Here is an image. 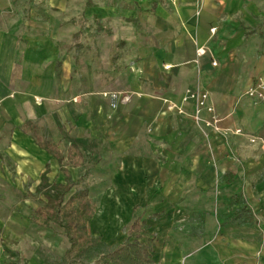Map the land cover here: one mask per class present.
I'll list each match as a JSON object with an SVG mask.
<instances>
[{
	"label": "crops",
	"instance_id": "1",
	"mask_svg": "<svg viewBox=\"0 0 264 264\" xmlns=\"http://www.w3.org/2000/svg\"><path fill=\"white\" fill-rule=\"evenodd\" d=\"M70 2L0 0V173L8 156L39 185L47 167L50 182L65 183V170L88 174L111 197L100 207L108 230L96 235L111 243L141 218L158 264H264V101L246 94L264 93V0H86L80 23ZM71 23L81 38L61 50ZM196 88L214 107L202 117L216 125L198 123L194 101H183ZM34 132L64 153L77 145L83 164L60 163ZM3 228L0 220L7 264Z\"/></svg>",
	"mask_w": 264,
	"mask_h": 264
},
{
	"label": "rangeland",
	"instance_id": "2",
	"mask_svg": "<svg viewBox=\"0 0 264 264\" xmlns=\"http://www.w3.org/2000/svg\"><path fill=\"white\" fill-rule=\"evenodd\" d=\"M86 0H71L68 7L74 15L77 16L78 23L82 22L79 15H82L84 10ZM29 7V4L25 1L22 4L17 5V15L15 20L20 24V30H25L26 27L23 25L27 20V12L26 9ZM59 12L61 10L55 9ZM56 14L58 15V13ZM73 15V14H72ZM61 16V15H60ZM62 20L63 16H61ZM64 22V21H62ZM85 23V21H84ZM92 20H86V27H90L93 29ZM79 29L78 24H69L66 28H61L59 39H60V48L67 47V44L70 45L77 39L73 38V33L77 32ZM90 30V29H89ZM121 30V29H120ZM124 31V30H123ZM82 39L84 45H87L88 48L91 47V52L87 53L88 60H94L96 57L95 52V41L96 37L92 32H87ZM121 35H119L120 37ZM99 38V37H98ZM99 43H102V39L98 40ZM97 43V42H96ZM107 44L110 41H106ZM110 46V44L108 45ZM63 53V52H62ZM108 54V53H107ZM101 59L102 54H97ZM101 55V56H100ZM104 56V55H103ZM107 58V56H106ZM104 59V58H103ZM109 60V59H108ZM107 62L106 59H104ZM90 70H94L93 68H87L85 71L89 74ZM2 143V144H1ZM5 150H7V138L0 142V152L6 155ZM4 158V157H3ZM10 158L5 157V162L2 164V172L0 173V220L3 221L4 228L2 232L3 240L6 242L7 246L11 250L15 256L10 257L7 260L15 261L16 259L20 260L23 264H46L44 263V257H51L56 260H60L65 252L70 248L71 243L67 236L64 233L62 227L52 224L47 228L40 227L36 225L32 220L33 210L36 209L41 203L40 199H43L42 196L37 197L31 195H27L22 201H19V197L17 196L16 189H22L24 191V195L27 191H31L35 193L37 186L39 185V178L34 177H22L20 178L19 174L15 172V163L13 160H9ZM89 165L85 167V170H89ZM23 175V174H22ZM72 182L74 183L73 189L67 194L66 198H69L73 193L78 190L89 187L91 189V199L94 203L96 209V215H94L91 221V228L93 233H100V231L104 232L107 228V220L109 221L108 216L110 212L101 211L102 208L110 204L111 197H101L100 191L97 189L98 182L96 179L89 177L88 174H84V172H75L73 173ZM53 180V178H52ZM58 181H62L63 175L60 173L56 178ZM107 200V201H106ZM107 203V204H106ZM100 207H102L100 209ZM139 214V213H138ZM108 215V216H107ZM108 218V219H107ZM108 230V228H107ZM117 236L111 237L112 242L107 243L109 245L119 244L117 240L123 242V238L126 235H129L127 228L119 229ZM122 237L120 238V235ZM108 235V232H107ZM98 236V235H96ZM104 236V235H103ZM131 236V235H129ZM100 237V236H99ZM106 237V236H105ZM102 238V236H101ZM11 254V255H13ZM16 257V258H15ZM80 264V263H78ZM84 264H96L95 261Z\"/></svg>",
	"mask_w": 264,
	"mask_h": 264
},
{
	"label": "trees",
	"instance_id": "3",
	"mask_svg": "<svg viewBox=\"0 0 264 264\" xmlns=\"http://www.w3.org/2000/svg\"><path fill=\"white\" fill-rule=\"evenodd\" d=\"M31 122H26L24 131L32 132ZM35 134L37 143L60 163L64 160L73 167L83 164L84 158L77 145H71L66 153L59 150L56 145L45 141ZM46 171L35 193L27 192V195L42 196L40 205L33 210L31 220L40 227L47 228L52 224L63 228L71 246L60 260L44 257L46 264H84L95 261L96 264H158L154 259V238L147 236V222L137 218L130 230L129 238L123 243L109 245L96 236L91 228V221L95 215V206L88 188H82L73 193L69 198L67 194L73 189L72 178L67 170L65 183L50 182ZM4 254L8 259L15 256L5 246ZM13 254V255H11ZM16 258V257H15ZM7 264H23L20 260L9 261Z\"/></svg>",
	"mask_w": 264,
	"mask_h": 264
},
{
	"label": "built area",
	"instance_id": "4",
	"mask_svg": "<svg viewBox=\"0 0 264 264\" xmlns=\"http://www.w3.org/2000/svg\"><path fill=\"white\" fill-rule=\"evenodd\" d=\"M199 52L203 54L204 50L200 49ZM214 64L216 65L215 62H214ZM262 88H263V85H259L256 88L249 89L246 92V94L249 95L250 97H256V98L264 101V93L262 91ZM208 98H209L208 93L206 91L201 90L200 88L187 90L185 96L183 97V101H189L190 99H192L194 101V103H195V114H194L195 120L198 123L201 122L206 127L216 125L218 120H219L218 118H216V116L213 117V119H214L213 122H211L209 120H205L202 117V114L204 111H207L211 114H214V107L208 103ZM127 100H128V95H123L122 101L125 102ZM168 108L169 109H178L179 106L174 104V103H169ZM236 132L241 133L242 131H241V129H237Z\"/></svg>",
	"mask_w": 264,
	"mask_h": 264
}]
</instances>
